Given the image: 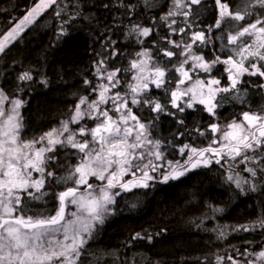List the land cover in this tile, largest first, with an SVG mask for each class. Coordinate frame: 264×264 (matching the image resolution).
<instances>
[{
    "label": "snow or ice",
    "instance_id": "obj_1",
    "mask_svg": "<svg viewBox=\"0 0 264 264\" xmlns=\"http://www.w3.org/2000/svg\"><path fill=\"white\" fill-rule=\"evenodd\" d=\"M60 3L61 0H38L15 26L0 34V54H4L6 48L48 9H53L57 17L62 12L67 14L69 4L65 3L61 8ZM158 4L159 0H138L135 4L120 3L118 7L135 12L142 5L146 13ZM193 6H196L197 16L201 8L209 7L205 0H170L166 14L160 15L159 19L170 29V34L184 35L186 28L193 27V23L188 21L193 16ZM71 7L74 11L65 23L82 14L80 0H71ZM211 7L215 12L214 22L207 25L206 30L191 32L190 42L184 39L177 42L164 37L169 45L181 51L177 53L165 48L162 49L163 56L169 59L173 56L183 57L175 66V72L180 77L175 90L171 88L174 77L168 76L167 65L150 63V53L144 51L137 56L146 59L130 61V69L125 70H134L132 80L135 83H129L123 95L119 91L109 95L112 89L120 85L117 74L121 69L109 71L105 61L100 60L95 75L108 83L91 85L90 81L85 80L91 92L96 93V98L79 97L71 115L62 120L59 127L39 137L24 139L22 133L25 125L21 109L26 101L18 96L10 98L0 89V264H83L81 257L86 254V245L93 238L96 226L102 225L108 216L114 214L115 209L110 206L115 205V197L120 192L133 188L147 189L153 186L151 182L154 181L166 184L180 180L193 169L209 167L213 161L221 167L226 166L225 182L234 185L241 193L264 189V183L256 182L258 172L261 180H264V108L259 112L244 110L238 118L230 120L223 127L219 123H211L210 136L199 128L195 129L200 136L208 139V146L183 144L179 153L186 159L181 162L167 160L161 151V141L151 138L150 126L141 122L129 106H147L158 114L175 115L167 111L166 104L147 95L149 85H154L157 89L163 88L166 95L170 93L171 107L178 112L183 113L186 108L191 109L199 104L215 117L217 108L226 101L247 103L246 85L255 84L259 89H264V13H258L253 18L251 11L255 8L264 10V0H243L242 4L234 7L229 0H213ZM176 16L184 17L186 28L173 27L176 20L172 18ZM242 21L248 22L241 24ZM225 25L228 28L226 44L222 43L220 50L227 53L226 58L214 52L212 58L205 59L204 55L193 51L194 45L203 49L213 44L214 39L224 40ZM216 29L222 32L214 37ZM152 31L150 27L133 23L127 36L135 35L137 42L143 43L140 37L146 38ZM65 34L61 25L60 35ZM190 62V68L185 69ZM221 64L224 66L223 73L212 75L216 66ZM197 70L206 73L207 79H200L197 75L188 87L182 89L181 85L193 80L190 73ZM223 74L227 79L225 85L218 78ZM245 77H258L261 82L257 84L245 80ZM17 79L19 82H29L33 77L25 71ZM40 83L47 85L46 80ZM166 84L168 87H165ZM185 97L188 99L184 100ZM109 102L111 108L102 107ZM86 120L94 121V126L86 122L81 124ZM178 122L183 124L184 120ZM71 125L79 127L73 129ZM58 148L75 150L66 155L74 154L77 157L76 163L68 165L63 175L56 172L57 168L63 166L58 162ZM240 165L244 167L237 172ZM151 173H159L160 178ZM125 177L131 178L126 180ZM93 178L100 183H90ZM56 184L65 187L55 194L58 201L55 213L38 211L34 215L29 214L30 203H46L48 189ZM245 185L248 187L245 188ZM116 189L119 191H114ZM69 205L75 206L76 211L69 214L70 219H66ZM212 211L217 213L223 210L213 208ZM257 229L264 235V211L255 221L233 231L255 232ZM61 236L62 239L59 238ZM218 238H226L223 229L219 230ZM132 239L143 240L145 237L136 233ZM147 239L151 242L152 238L148 236ZM237 254L245 256L246 264H264V244L258 252L246 249L240 253L237 249ZM253 255L254 260L247 259ZM95 259H102V255ZM227 259L231 264H241L231 255ZM223 261L224 257L217 256L216 264H223Z\"/></svg>",
    "mask_w": 264,
    "mask_h": 264
},
{
    "label": "trees",
    "instance_id": "obj_2",
    "mask_svg": "<svg viewBox=\"0 0 264 264\" xmlns=\"http://www.w3.org/2000/svg\"><path fill=\"white\" fill-rule=\"evenodd\" d=\"M36 2L38 0H0V34L15 26ZM80 2L83 6L82 14H77L75 20L65 23L74 10L71 0H61V8L65 3L69 4L67 14L62 12L61 16L57 17L53 9H48L33 27L24 32L14 46L6 49L0 56V89L10 98L18 96L26 101L21 109L25 125L22 133L24 139L39 137L44 132L59 127L60 122L71 115L79 97L96 98V93L91 92L85 80L90 81L91 85L108 83L106 79L100 80L95 75L100 60L105 61L109 71L121 69L117 74L120 85L112 89L109 95L117 91L123 95L127 92V85L135 83L132 80L134 70H125L130 69V61L146 59L137 56L144 51L150 53V63L167 65L168 76L174 77L171 88L175 90L176 82L180 78L179 73L175 72V66L183 57L173 56L169 59L163 56L162 49L165 48L177 53L181 51L169 45L167 39L177 42L184 39L190 42L191 32L206 30L215 17L211 7L213 0H205L209 7L201 8L198 16L196 6H193V16L188 18L189 23H193L191 29L186 28L183 16L172 18L176 20L173 27H185L186 34H170V29L159 19L160 15L166 14L170 0H159L158 6L146 13L142 5L135 12L118 7L120 3L135 4L138 0ZM229 2L234 7L242 4L243 0ZM251 11L253 18L258 13H264V10L259 8ZM133 23L153 29L148 37H140L143 43L137 42L135 35L127 36ZM61 25L66 31L65 35H60ZM227 31L225 25L224 40L214 39L213 44L203 49L194 45L193 51L204 55L205 59L212 58L214 52L226 58L227 53L222 52L220 46L222 43L226 44ZM221 32L220 29L214 30V37ZM190 66L191 62L185 65V69ZM223 69L222 64L217 65L212 75L223 73ZM25 71L32 75V81L19 82L18 76ZM190 75L193 80L181 85L182 89L188 87L197 75L200 79H207V74L198 70ZM218 78L221 79L222 85L227 83L226 74L219 75ZM244 79L255 81L257 84L261 82L258 77ZM41 80H46L47 85L40 83ZM246 87L247 103L226 101L217 108L215 117L210 116L199 104L191 109L186 108L183 113L178 112L171 107L170 93L166 95L163 88L157 89L154 85H149L147 95L166 104L167 111L175 115L158 114L147 106H129L141 122L150 126L151 138L161 141V151L167 160L183 162L186 156L179 153L183 144L208 146V139L200 136L195 129L199 128L205 131L206 136H210L211 123H219L223 127L230 120L238 118L244 110L259 112L264 108V89H259L255 84ZM187 99L188 97L184 98ZM102 107L111 108V102ZM180 119L184 120L183 124L178 122ZM85 122L89 126H94L95 123L92 120L83 123ZM78 127L73 126V129ZM74 151L58 148V162L63 164L56 169L58 175H63L66 167L76 162V155H66ZM243 167L244 165H240L236 171L239 172ZM151 174L157 176L159 173ZM226 174V166L221 167L213 161L209 167H198L180 180L169 181L165 187H161V184L156 187L158 183L154 181L153 186L147 189L133 188L131 191L120 192V195L115 197L114 214L108 216L102 225L96 226L93 238L86 245V254L81 257L83 264H216L217 256L224 257L223 264H231L227 259L229 255L240 260L241 264H246L245 256L238 255L237 249L240 253H244L246 249L250 252L260 251L261 245L264 244V235H261L260 229L255 232H237L233 229L255 221L261 211H264V189L241 193L234 185L225 182ZM242 175L248 176L247 173ZM130 178L125 177L126 180ZM256 182L264 183L259 172ZM91 183L99 184L94 180H91ZM247 187L245 185V188ZM62 188L61 184H56L48 189L46 203H30L29 214L34 215L38 211L54 214L58 206L55 194L62 191ZM150 188L155 189V196ZM213 208L223 211L213 213ZM220 229L224 230L226 238H218ZM136 233H140L145 239L133 240L132 237ZM148 236H151V242L148 241ZM101 255L102 259H95ZM247 259L254 260L255 256H248Z\"/></svg>",
    "mask_w": 264,
    "mask_h": 264
},
{
    "label": "rangeland",
    "instance_id": "obj_3",
    "mask_svg": "<svg viewBox=\"0 0 264 264\" xmlns=\"http://www.w3.org/2000/svg\"><path fill=\"white\" fill-rule=\"evenodd\" d=\"M38 20V19H37ZM19 22V21H18ZM38 21H36V23H37ZM36 23H34L33 25H31V26H29V27H27L21 34H20V36L14 41V42H12L6 49H8V48H10V47H12V46H14V44L17 42V41H19V39L21 38V36L24 34V32H26V30L27 29H29L30 27H33ZM2 54H0V56H1ZM83 122L84 121H81V124H83ZM73 126H77V125H71V127L73 128ZM76 163V162H75ZM71 165V164H70ZM62 174H65V173H62ZM35 175V174H34ZM91 180H94L95 181V179L93 178V179H91ZM91 180H90V183H91ZM96 182H99V181H96ZM100 183V182H99ZM62 185V184H61ZM62 189H64V187H65V185H62ZM82 191H83V189H81ZM46 198V197H45ZM34 203V202H33ZM32 204V203H31ZM110 207H113V205L112 206H110ZM76 211V208H75V206H72V205H69V207H68V212H67V215H66V217H67V219H70L71 217H70V213L71 212H75ZM60 239H62V236L61 237H59Z\"/></svg>",
    "mask_w": 264,
    "mask_h": 264
},
{
    "label": "flooded vegetation",
    "instance_id": "obj_4",
    "mask_svg": "<svg viewBox=\"0 0 264 264\" xmlns=\"http://www.w3.org/2000/svg\"><path fill=\"white\" fill-rule=\"evenodd\" d=\"M160 177H159V174L157 175V179H159ZM152 184H153V182H151ZM158 184H156V187L158 186V185H160L161 184V187H165V186H167L168 184H169V182L168 183H159V182H157ZM150 190H151V192H152V194H153V196H155V189H153V188H150Z\"/></svg>",
    "mask_w": 264,
    "mask_h": 264
},
{
    "label": "water",
    "instance_id": "obj_5",
    "mask_svg": "<svg viewBox=\"0 0 264 264\" xmlns=\"http://www.w3.org/2000/svg\"><path fill=\"white\" fill-rule=\"evenodd\" d=\"M196 169H197V168H196ZM196 169H193L192 171L188 172L187 174L194 172ZM182 178H183V177H182ZM182 178H181V179H182ZM176 181H177V180H176ZM67 212H68V209H67V211H66V215H67ZM66 219H67V217H66Z\"/></svg>",
    "mask_w": 264,
    "mask_h": 264
}]
</instances>
